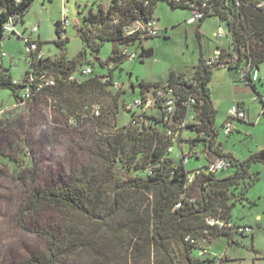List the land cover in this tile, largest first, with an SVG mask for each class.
Segmentation results:
<instances>
[{
    "label": "trees",
    "instance_id": "trees-1",
    "mask_svg": "<svg viewBox=\"0 0 264 264\" xmlns=\"http://www.w3.org/2000/svg\"><path fill=\"white\" fill-rule=\"evenodd\" d=\"M32 1L0 0V39L4 33L3 25L13 17H16L14 23L21 22ZM158 1L163 0H111L106 9L100 6L95 14L89 13L85 19L97 24L100 42L141 44L148 36H142L140 32L126 35L124 28L133 22L152 19L153 8ZM259 1L215 2V13L209 16H217L224 21L231 37L230 50L216 47L221 50L216 63L205 65L201 56L191 73L170 71L165 83L139 82V95L167 86L174 95L180 96L175 115L179 120H183L189 111L188 106L181 103L183 96H193L197 123L188 127L194 135L190 143L207 142L210 152L232 161L235 172L222 179H216L214 174H199L189 182V171L181 160L176 163L167 152L173 140L165 133L166 125L157 105L155 108L161 111L159 117L144 115L139 127L129 124L97 138L95 143L100 162L95 168L81 169L73 181L38 188L28 195L27 209L30 211L37 213L51 208L60 216L51 230L28 228L45 240L46 248L19 264H68L80 254L87 255L85 264H178L173 249L182 259L181 264H205L209 258L200 260L191 256L194 246L185 241L187 236L201 239L206 232L207 241L211 243L219 235L232 238L233 233H238L227 226L209 225L206 218L230 223V209L234 202H229L228 193L244 180L249 181L247 188L257 180V175L250 173L249 169L250 163L257 161L258 154L239 161L230 153L213 148L217 133L214 129L216 110L208 83L215 68L238 70L241 75L245 72L241 66L244 59L257 68L264 61V7H256ZM168 5L187 10L184 5ZM113 19L117 23L113 24ZM204 19L199 21V25ZM55 33L57 38L54 42L60 46L66 38L59 35V20ZM79 36L91 46L84 34L80 32ZM36 43L41 50V42L38 40ZM97 47L98 50L100 46ZM47 59L44 57L28 63L29 68L21 83L0 73V89H7L14 98L24 101L23 88L29 86L32 97L51 98L59 103L62 111H68V119L72 117L77 122L86 115L93 120L95 128L112 129L110 123L118 113L117 104L105 115L100 112L94 116L85 109L96 104L84 105V102L99 95H110L108 88L113 86V67L107 75L92 73L68 81L67 78L75 71L73 65L62 57L56 61ZM110 59L123 61L127 58L113 47ZM44 71L55 76L57 82L37 90L34 84ZM243 79L251 84L247 75ZM122 93L116 92L114 100L117 101ZM178 203L180 207L177 208Z\"/></svg>",
    "mask_w": 264,
    "mask_h": 264
},
{
    "label": "rangeland",
    "instance_id": "rangeland-1",
    "mask_svg": "<svg viewBox=\"0 0 264 264\" xmlns=\"http://www.w3.org/2000/svg\"><path fill=\"white\" fill-rule=\"evenodd\" d=\"M110 1L33 0L22 21L16 23L15 33L4 32L0 39V73L18 83L22 82L29 68L23 38L39 39L43 57L48 61L62 57L73 65L76 75L79 68L85 65L93 67V74L97 75H107L113 67V82L117 85L108 88L110 95L96 96L84 105L96 104L99 113L104 115L115 104L118 109L110 123L112 129L99 130L86 115L75 124H70L68 111H62L59 103L51 98L40 96L20 101L9 90L0 89V264H19L33 254L44 252L45 240L28 228L51 230L60 215L51 208L37 213L30 211L27 209L28 195L38 188L73 181L79 170L98 165L97 138L114 129L129 126L130 114L123 103L139 95L141 80L165 83L170 71L191 73L201 56H213L217 45L231 49L226 23L219 17H206L200 25L199 21L187 23L189 11L173 8L164 1H158L152 12L157 35L142 40L141 44L100 42L97 39V24L86 20L85 16L95 14L100 6L106 9ZM63 9L67 10L69 24L65 30L66 39L59 46L54 42L57 38L55 25L62 19ZM34 26L37 31L33 33ZM218 28L222 37L215 39ZM80 32L88 38L91 46L81 40ZM97 46H100L98 50ZM113 47L119 52L127 49L135 56L132 60L113 61L110 59ZM150 49L153 54L140 59L142 51ZM259 71L264 83V61L259 63ZM234 74L235 71L228 68L213 69L209 88L217 111L214 129L218 132V140L224 152L242 161L264 152V114L260 112L257 115L260 105L252 102L254 92L251 86L245 82H234ZM234 84L239 86L236 95L232 93ZM258 87L264 91L260 83ZM116 92H123L117 101L113 97ZM237 100L244 101L251 121L233 120L232 132L226 136L222 126L227 120L228 109L236 105ZM147 112L150 116L159 117L161 111L152 108ZM189 125L181 132L170 155L176 163L180 159V145L190 143L192 139ZM197 152L200 155L197 164L200 166H196L194 158H191L185 166L189 174L195 167L207 164L201 156V149ZM234 172L235 166H231L214 175L216 179H222ZM249 172L257 175V180L248 188L249 181L244 180L232 187L228 194L229 202H234L230 209V223L249 227L251 231L248 234L233 233L232 238L219 235L208 244L209 256L226 255L223 264H264V163L253 160ZM173 254L181 264L182 259L175 249ZM208 255L199 257L196 250L191 252L193 258L200 260ZM87 260L86 254H80L68 264H85Z\"/></svg>",
    "mask_w": 264,
    "mask_h": 264
},
{
    "label": "built area",
    "instance_id": "built-area-1",
    "mask_svg": "<svg viewBox=\"0 0 264 264\" xmlns=\"http://www.w3.org/2000/svg\"><path fill=\"white\" fill-rule=\"evenodd\" d=\"M19 0H16L18 2ZM167 4L174 5H184L187 7V11L190 13V17L187 18V23H194L196 21H200L204 19L206 16L212 15L215 13V2L218 0H163ZM256 7H264V0L259 1L256 4ZM62 19L59 20V35L61 38L65 37V30L69 24V20L67 17V10L63 9L61 11ZM14 18H10L4 25L3 30L6 33H15V25ZM113 24L117 23L116 19L111 21ZM37 28L34 26L32 28V32H36ZM126 35L133 34L135 32H140L142 36L152 37L157 35V29L155 27V23L152 19H149L145 22L138 23L133 22L131 25L126 26L124 28ZM222 37V32L220 28L215 32L214 38L220 39ZM25 43V53L26 58L28 59V63L32 61L38 60L40 58H44L41 50L37 47V41L30 38H23ZM227 51V50H226ZM221 54V50L219 48H215L214 54L212 57L204 58L205 65H213L219 59ZM121 55H125L127 60H132L134 58V53H128L127 49H123L121 51ZM4 56V53H2ZM242 68L245 72H241V78H244L246 75L248 76L251 83L255 82L258 79V68L251 65L249 61L244 59L242 63ZM93 73V67L85 65L79 68L78 74L70 75L67 80L74 81L80 77H87ZM29 80L32 81V77L29 76ZM104 81V80H103ZM57 82L55 76L48 75L46 71L39 77V80L36 85V89H40L42 87L53 86ZM117 83L113 82V86H116ZM32 93L30 91L29 86H25L23 88L22 96L24 99H29L32 97ZM184 98L181 100V103L186 104L188 106L189 111L187 112L186 117L183 120H179L175 118L177 105L176 102L180 99V96L174 95L172 89L163 86L161 88H156L153 91L145 92L142 95H138L134 97L130 102H125L123 107L130 114V124L134 127L141 126V121L144 120V115H147V109L155 108V106L159 105L162 111V119L165 123V133L167 136L171 137L173 140V145L167 148L168 153H172L175 147V144L183 130L187 127V124L193 125L196 124L197 121L195 119V111L194 105H196V100L191 95H184ZM252 101L260 104L261 113H264V94H257L253 96ZM85 110L90 111L94 116L99 115V108L97 105H91L89 108ZM246 112L244 108L239 105L231 106L227 111V120L224 122L222 126L223 133L227 136L232 131V121L233 120H246ZM70 124H75L74 119L72 117L69 118ZM196 157V152L193 149H187L186 151H182L180 153V160L182 165L186 166L191 158ZM232 166V161L226 157L216 156L210 162H208L204 167L195 168L191 171V174L188 176L189 182L193 180L196 175L199 174H215L218 171H222L225 169H229ZM148 172L150 173V168H148ZM176 207H180V203L176 204ZM206 222L209 225L217 224L219 227L227 226L233 230H236L239 234H248L251 230L246 226H238L233 225L231 223L224 224L222 220H215L213 218H206ZM201 239H193L189 236L185 238L186 242H189L194 246V250H196L197 255L199 257L208 255L209 243L207 241L208 235H206ZM206 258H209V261L205 264H223L225 260V255H208Z\"/></svg>",
    "mask_w": 264,
    "mask_h": 264
},
{
    "label": "crops",
    "instance_id": "crops-1",
    "mask_svg": "<svg viewBox=\"0 0 264 264\" xmlns=\"http://www.w3.org/2000/svg\"><path fill=\"white\" fill-rule=\"evenodd\" d=\"M39 40V39H38ZM40 41V40H39ZM41 42V41H40ZM219 45H217L216 47H218ZM220 47V46H219ZM220 48H223V49H225V50H227L225 47H220ZM228 51V50H227ZM235 71V74L234 75H232V77L233 78H235L233 81L234 82H245L247 85H250L251 86V88L253 89V92H254V95L253 96H255V95H257V94H264V91H261V89L258 87V83H260L261 84V86L262 87H264V83H262L261 81H262V79H261V74H260V71H259V68H258V79L255 81V82H253V83H249L248 81H246L245 79H243V78H241V76H240V72L238 71V70H234ZM212 80V74H211V79H210V81ZM209 84H210V82L208 83V89H209V92H210V88H209ZM239 86L237 85V84H234V86H233V94L234 95H236L237 94V90L239 89L238 88ZM210 98H211V101H212V97H211V92H210ZM253 102V101H252ZM253 103H255V102H253ZM236 104H239V105H241L243 108H244V110H245V112H246V120L248 121H251V119H250V113H249V110H248V108H247V106H246V104L244 103V101H242V100H237L236 101ZM255 104H257V105H260V104H258V103H255ZM212 105H213V107H214V104H213V101H212ZM217 112V111H216ZM261 112V106H260V110H258V116L260 115L259 113ZM262 114H264V113H262ZM245 120V121H246ZM238 121H240V120H238ZM243 122V121H242ZM217 132V131H216ZM232 132V131H231ZM191 135L192 136H190V137H194V135L191 133ZM229 135V134H228ZM227 135V136H228ZM189 148H192L195 152H196V157L194 158V161L196 162V164L198 163V160H199V158H200V155H199V153L197 152L199 149H201V156H203V158L207 161V163L209 162V161H211L215 156H216V154H214V153H212V152H210V148H209V144L207 143V142H204V141H194V142H191V143H183V144H181L180 145V148H179V156H180V153L183 151H186L187 149H189ZM213 148H215V150H222V151H224V149H223V147H222V145H221V142L218 140V132L216 133V136H215V138H214V143H213ZM174 151V150H173ZM232 155V154H231ZM233 156V155H232ZM234 157V156H233ZM235 158V157H234ZM236 159V158H235ZM257 161H259L258 159H257ZM196 166H200L199 164H197ZM195 168H199V167H195ZM194 168V169H195ZM247 192V191H246ZM246 194V193H245ZM245 198V197H244ZM227 259V257H226V255H225V260Z\"/></svg>",
    "mask_w": 264,
    "mask_h": 264
},
{
    "label": "water",
    "instance_id": "water-1",
    "mask_svg": "<svg viewBox=\"0 0 264 264\" xmlns=\"http://www.w3.org/2000/svg\"><path fill=\"white\" fill-rule=\"evenodd\" d=\"M152 54H153V51L151 49L150 50H145V51H142V53L139 55V57H140V59H143V58L150 57ZM132 92H133V89H132ZM257 159L260 162L264 163V152H260L258 154V156H257Z\"/></svg>",
    "mask_w": 264,
    "mask_h": 264
}]
</instances>
